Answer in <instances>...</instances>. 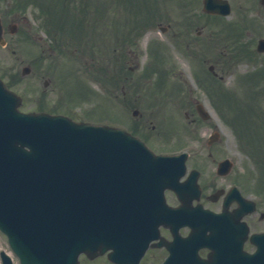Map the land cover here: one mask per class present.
Listing matches in <instances>:
<instances>
[{
	"label": "rangeland",
	"instance_id": "obj_1",
	"mask_svg": "<svg viewBox=\"0 0 264 264\" xmlns=\"http://www.w3.org/2000/svg\"><path fill=\"white\" fill-rule=\"evenodd\" d=\"M14 1L0 0L3 20L17 24L14 33L6 32L7 45L0 46V75L23 97L22 110L44 107L78 120L135 128L155 149L196 152L190 165L203 169L202 179L212 178L210 170L225 155L232 156L237 170H249L260 178L261 173L264 178V171L259 172L242 147H247V139L244 145L238 140L222 117L219 100L212 99L198 81L211 73L209 64L217 65L216 77L232 90L230 105L221 108L233 118L248 120L252 143L264 150V53L255 48L257 39L264 37V9L248 5V0H231V13L219 19L202 11V0H134L132 6H125L124 0L113 4L103 0L100 12L101 0H87L86 6L70 0L66 3L76 5L72 11L82 23L85 20L84 26L91 22L87 32L98 31L87 39L89 44L83 37L80 51L85 54H79L74 52V36L58 32L54 38L44 29L46 19L61 22L62 28L66 21V14L61 20L63 0H24L21 16H11ZM150 8L151 12L156 8L153 15L167 30L162 32L152 23L135 34L137 22ZM127 35H132L129 43L124 40ZM55 40L67 41L61 48L54 45ZM25 65L30 71L21 74ZM254 72L257 79L248 81L247 75ZM249 82L254 83L252 88ZM195 100L205 104L211 121L200 118ZM134 107L140 116H132ZM214 122L222 130L221 142L208 148L204 136ZM257 136L261 143L254 141ZM0 250L11 254L1 233Z\"/></svg>",
	"mask_w": 264,
	"mask_h": 264
},
{
	"label": "water",
	"instance_id": "obj_2",
	"mask_svg": "<svg viewBox=\"0 0 264 264\" xmlns=\"http://www.w3.org/2000/svg\"><path fill=\"white\" fill-rule=\"evenodd\" d=\"M220 7L205 0V10ZM19 104L0 81V231L19 263L78 264L81 252L93 257L109 248L124 255L128 239L119 232L139 206L127 189L137 184L138 164L171 168L179 157L145 153L121 129L22 113ZM1 256L3 264H12ZM182 264L194 263L183 258Z\"/></svg>",
	"mask_w": 264,
	"mask_h": 264
},
{
	"label": "flooded vegetation",
	"instance_id": "obj_3",
	"mask_svg": "<svg viewBox=\"0 0 264 264\" xmlns=\"http://www.w3.org/2000/svg\"><path fill=\"white\" fill-rule=\"evenodd\" d=\"M253 1L256 2L257 0ZM192 168L199 171L198 181L201 189L199 202L214 212H220L222 207L225 208L223 221L225 230H208L209 243L207 246H200L197 249V255L202 259H207L209 264H230L232 260L239 264H264V255L255 262L245 258H235L236 255L251 254L256 251L257 246L252 241L251 235L264 233V196L256 188L255 181L248 179L244 173L234 168V165L225 174L218 173L217 164L214 165L210 170L213 175L209 172L212 176L209 180L207 178L202 179L203 169L198 164L189 166V168L187 167V173ZM165 194L170 204H177L173 191L166 190ZM241 196L254 201L255 209L253 211H243L245 213H241L243 208L238 202V198ZM224 202L226 203L225 206ZM195 203L196 201L194 200ZM242 222L246 226L245 230L247 234L245 237L242 236ZM154 232L155 228L152 233ZM179 233L181 235L187 234L188 228H180ZM221 233L223 235H219ZM157 235L158 237L149 242L148 249L138 264H160L166 259L168 255L166 244L173 239V233L163 225L159 226ZM228 241L230 243L233 242L234 245L242 244V246H236L233 249L229 248ZM220 245L224 247L222 252L220 251ZM80 264L116 263L108 260L105 255L94 259L81 255Z\"/></svg>",
	"mask_w": 264,
	"mask_h": 264
}]
</instances>
